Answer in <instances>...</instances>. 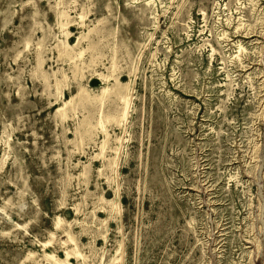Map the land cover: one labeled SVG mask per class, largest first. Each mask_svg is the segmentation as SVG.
Instances as JSON below:
<instances>
[{"label": "rangeland", "instance_id": "obj_1", "mask_svg": "<svg viewBox=\"0 0 264 264\" xmlns=\"http://www.w3.org/2000/svg\"><path fill=\"white\" fill-rule=\"evenodd\" d=\"M0 264H264V0H0Z\"/></svg>", "mask_w": 264, "mask_h": 264}]
</instances>
